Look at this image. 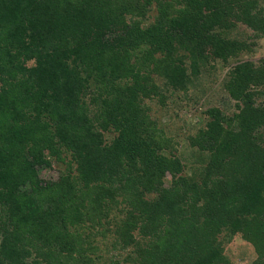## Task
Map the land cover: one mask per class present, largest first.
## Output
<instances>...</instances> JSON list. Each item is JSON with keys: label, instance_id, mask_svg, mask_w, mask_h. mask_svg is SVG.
<instances>
[{"label": "trees", "instance_id": "16d2710c", "mask_svg": "<svg viewBox=\"0 0 264 264\" xmlns=\"http://www.w3.org/2000/svg\"><path fill=\"white\" fill-rule=\"evenodd\" d=\"M262 38L264 0H0V264H227L236 237L264 264ZM227 67L238 111L186 123L182 174L153 111Z\"/></svg>", "mask_w": 264, "mask_h": 264}, {"label": "rangeland", "instance_id": "374dc122", "mask_svg": "<svg viewBox=\"0 0 264 264\" xmlns=\"http://www.w3.org/2000/svg\"><path fill=\"white\" fill-rule=\"evenodd\" d=\"M154 16L155 14L152 15L151 19L147 18V21H145L144 23H151L152 21H154ZM252 54L253 55L250 56V59H253L255 61H258L260 58L264 57L263 38L259 40V44ZM243 59L247 60L249 58L245 56ZM228 69L229 67H227L223 71V74H221L220 78L215 83H212L210 87L205 88V90L204 88H200L195 92L196 96L200 98L195 107L191 109L183 108L182 111H180L179 115L177 112H168V109H166V111H163L160 107L157 109L155 108V110L153 111L154 118L158 120L159 126L161 127L162 137L163 139H166V153L170 156L173 155L177 157L181 161L183 167L182 174L183 172L186 173V171L190 174L191 167L195 166L196 164L198 154V151H195L190 145L189 133L191 131H187L188 124L186 123L192 125L201 122V117L203 116L201 111L211 106H219L220 109L225 113H232L235 110L238 111V109H236L234 105L236 103V100L231 97L230 93L227 92L221 84L222 78L224 77V74ZM181 125H183V129L180 128ZM70 157V155H67L68 159H71ZM53 165V167H44L39 169V178L42 179V181L46 182L57 180L61 174L60 172H62V170H65L66 167L65 164L57 165L56 163H54ZM179 176L180 175L176 176V178ZM173 178L174 176L171 172H166L165 185L168 186L172 182ZM116 184L117 183H115L114 185L116 186ZM136 185L138 188L144 187L143 185L140 186L137 183ZM147 192L148 193L146 194L150 196L151 194L149 193V191ZM111 216L121 218L122 214L115 208L111 212ZM96 240L100 247L105 248L107 246L105 238L100 233H97ZM225 246L229 248L227 251L229 262L227 264H250L256 257L254 248L240 237H236L233 242L226 243ZM33 249L34 253L37 254L39 259L41 260H43V258L47 257L48 255L49 249L45 247V251L41 250V244L37 246V250L36 247ZM243 251H246L248 253V255L244 258H242V255L240 254V252Z\"/></svg>", "mask_w": 264, "mask_h": 264}]
</instances>
